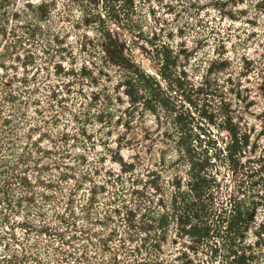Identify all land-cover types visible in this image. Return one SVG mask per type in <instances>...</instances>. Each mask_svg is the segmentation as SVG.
I'll list each match as a JSON object with an SVG mask.
<instances>
[{
  "label": "trees",
  "instance_id": "obj_1",
  "mask_svg": "<svg viewBox=\"0 0 264 264\" xmlns=\"http://www.w3.org/2000/svg\"><path fill=\"white\" fill-rule=\"evenodd\" d=\"M212 2L236 21L242 1ZM203 6L0 0V264H264L256 101L238 78L255 63L235 71ZM156 8L190 18L150 35ZM114 29L144 40L151 66ZM147 122L170 149L138 167L113 139Z\"/></svg>",
  "mask_w": 264,
  "mask_h": 264
},
{
  "label": "rangeland",
  "instance_id": "obj_2",
  "mask_svg": "<svg viewBox=\"0 0 264 264\" xmlns=\"http://www.w3.org/2000/svg\"><path fill=\"white\" fill-rule=\"evenodd\" d=\"M199 1L204 5L201 16L206 21L205 25L216 26L219 32L229 33L230 37L227 42L228 57L231 58L235 71L243 70L242 57L251 59L255 63L251 72H248L250 73L248 76L249 80L246 79L247 76H238V78L243 80L245 87H249L252 90L251 95L255 97V106L252 109V115L248 118V122L252 129L251 136L254 153H256V157L264 159V0H240L242 4H239L238 7L229 6L235 11L236 21L224 20L218 10H213L211 6L212 0ZM175 3L179 5L178 2ZM187 6L189 7V4ZM177 7L180 9V6ZM156 12L158 22L155 20L149 21L150 35H152L151 31H161V29V32L168 29L169 32L176 35L178 34L176 29L182 27L184 21L190 18L187 14H183L180 21H177L173 19L174 16L165 15L162 8H156ZM159 21L164 22V25L162 26ZM206 29H201L200 31L204 33L207 32ZM114 34L122 45L125 44L126 47L133 51L132 53H134L137 61H143L145 66H151L152 62L149 57L144 55L145 50L143 47L149 48L144 40L134 35L122 33L118 29H114ZM86 35L89 37L93 36L91 32H87ZM195 40L196 38L188 39L183 37V41L187 42L189 46H195ZM72 41L73 45L76 46L74 39ZM175 41L178 44L180 40L177 37ZM84 61V58H80L79 63ZM195 80H200V78L196 77ZM121 134L126 138L122 144L124 160L135 162L138 167L154 163L157 159L166 155L170 149L155 122L139 124L130 132L121 129L119 132H115L116 137H114L113 142L118 141V136ZM106 168L116 169L118 166L108 160Z\"/></svg>",
  "mask_w": 264,
  "mask_h": 264
}]
</instances>
